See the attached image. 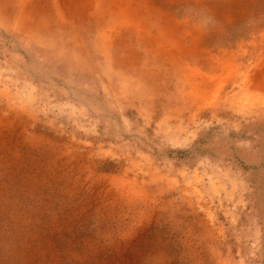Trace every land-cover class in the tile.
<instances>
[{
	"label": "rangeland",
	"instance_id": "rangeland-1",
	"mask_svg": "<svg viewBox=\"0 0 264 264\" xmlns=\"http://www.w3.org/2000/svg\"><path fill=\"white\" fill-rule=\"evenodd\" d=\"M0 264H264V0H0Z\"/></svg>",
	"mask_w": 264,
	"mask_h": 264
}]
</instances>
